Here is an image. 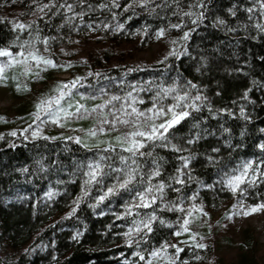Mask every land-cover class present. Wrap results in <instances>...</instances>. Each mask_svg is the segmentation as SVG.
I'll return each mask as SVG.
<instances>
[{
    "label": "trees",
    "instance_id": "1",
    "mask_svg": "<svg viewBox=\"0 0 264 264\" xmlns=\"http://www.w3.org/2000/svg\"><path fill=\"white\" fill-rule=\"evenodd\" d=\"M159 36L175 54L79 82L102 79L109 95L142 109L187 97L175 111L190 114L166 140L145 141L143 155L69 137H0V264H146L171 246L190 207L264 204V0H0V49L13 55L57 58L85 39L102 45L95 63L110 62L119 47ZM245 244L239 264H253L249 232ZM181 249L200 263L212 255Z\"/></svg>",
    "mask_w": 264,
    "mask_h": 264
},
{
    "label": "rangeland",
    "instance_id": "2",
    "mask_svg": "<svg viewBox=\"0 0 264 264\" xmlns=\"http://www.w3.org/2000/svg\"><path fill=\"white\" fill-rule=\"evenodd\" d=\"M100 46L84 39L77 47L80 51L76 53H62L57 58H50L43 51L36 53L51 60L56 67L37 66L30 58L27 64L13 62L11 66H5V78L0 79V137L22 136L27 140L69 137L94 145L107 143L128 147L122 141L130 133L148 131L147 125H159L169 119L170 113L155 117V112L161 107L142 109L140 101L132 96L109 95L106 90L109 83L102 79L84 87L79 82L86 81L88 76L96 77L103 70L102 67H146L160 63L173 55L174 46L163 45L159 36L143 48L136 44L119 47L123 51L116 53L110 62L99 58L101 62L95 63L94 57L101 55ZM14 56L18 60L24 59ZM9 59L0 57V64L6 65ZM65 84L67 88L62 87ZM71 85L72 89L69 88ZM57 100L59 103H56ZM42 102L45 103L38 108L37 105ZM164 109L166 111L168 108ZM148 116H152L153 120L146 122ZM254 207L235 201L225 203L214 212L199 205L190 207L185 218L189 223H182L178 231L180 235L175 236L171 246L157 251L160 253L158 256L152 255L146 264H239L242 256L249 258L248 245L245 244L247 232L253 235L255 241L252 244L253 264H264V208L249 215L244 214ZM185 227L188 231H184ZM188 245L200 249L209 246L212 255L202 263L195 253L180 258L176 249Z\"/></svg>",
    "mask_w": 264,
    "mask_h": 264
},
{
    "label": "snow or ice",
    "instance_id": "3",
    "mask_svg": "<svg viewBox=\"0 0 264 264\" xmlns=\"http://www.w3.org/2000/svg\"><path fill=\"white\" fill-rule=\"evenodd\" d=\"M45 7H47V5H45ZM69 8H71V6H68ZM43 9H41L42 11ZM190 15V14H189ZM18 28L23 29L25 27V25L20 24L17 25ZM173 27H179V25H174ZM158 35H163V30H161V32ZM184 39L188 38V33L184 34ZM173 43H175V41H173ZM175 54V53H172ZM17 56H21L24 57L23 60H18L16 59V56L13 55L12 52L8 51L7 49H0V57H9V61L7 62V64H0V79H4L5 77L3 76L4 73V68L5 66H11L13 62L17 63V64H27L29 58L32 61H35L37 66H39V64H44V65H49L52 67H56V65L49 59L44 58L41 55H37L35 52L32 51H28L27 54H25V52H19L16 54ZM63 88H67L68 85L65 84L62 86ZM59 91V89H58ZM166 91H172V90H166ZM63 95V93H62ZM187 97L186 96H180L177 97V101L178 103L169 107L166 111L163 107H161L159 110H157L155 112V117L159 118V117H163V116H167L169 113L171 114L169 119L164 120V122L160 123L159 125H156L155 123L149 124L147 125L148 127V131H141V130H137L134 131L132 133L129 134V137H126L124 139V143L128 144V147L125 149L127 152L131 153L132 156H135L137 153H139L140 155H143L142 152H140V150L142 148L145 147V141H151L153 143H155L156 141H164L167 139L166 133L169 131V129L173 128L175 125L179 124L183 119H185L190 113L187 111H175L176 108L180 107V101H184ZM196 100H200L201 97L197 96L195 97ZM45 102H42L40 105H37L38 108H41L43 106ZM56 103H59V100L56 101ZM192 107H195V105H192ZM77 111H79V109H77ZM133 112H136V109H133ZM139 115L143 116L144 113H139ZM37 118H39L37 116ZM153 120L152 116H148L146 117V122ZM56 122V121H53ZM122 123H128V121H121ZM91 135H95V133H90ZM12 135H15V133H12ZM136 137H140L141 139H136ZM264 147V146H262ZM186 166V165H185ZM90 175L92 176L93 179H95V172L90 173ZM155 175H159V172H156ZM131 178V177H130ZM128 181H125L124 184L121 185V187H126ZM230 185L232 186V190L235 192L237 191V189L239 188V185L241 183H244V178L243 176H236L233 180H231ZM161 189L163 188V185L160 186ZM111 191V190H109ZM152 191L151 188H148L145 190V193H138L137 195L139 196L140 200L143 202L145 200V196L147 193H150ZM153 203L155 202L154 199L152 201ZM138 207H149L150 204L149 203H141L139 205H137ZM264 208V204L258 205L252 209H250L248 212H245V215H249L252 212H256L259 211L260 209ZM189 223L188 220L184 221V225H187ZM145 227H148L147 224L144 225ZM150 230V229H149ZM184 231H188V229L185 227ZM130 234V233H129ZM176 235H180V233H176ZM129 246H131V242H129ZM173 247H175L173 245ZM199 247H204L203 245H199ZM177 252L183 251V249H176ZM160 253L159 252H154L152 255L154 256H158ZM137 255H139L137 253ZM140 259L143 260L144 257L140 256Z\"/></svg>",
    "mask_w": 264,
    "mask_h": 264
}]
</instances>
